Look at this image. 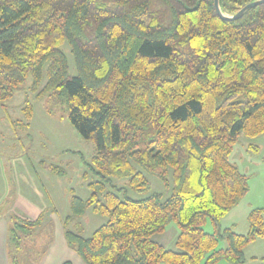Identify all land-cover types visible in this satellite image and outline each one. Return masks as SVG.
<instances>
[{"label":"trees","instance_id":"1","mask_svg":"<svg viewBox=\"0 0 264 264\" xmlns=\"http://www.w3.org/2000/svg\"><path fill=\"white\" fill-rule=\"evenodd\" d=\"M253 1L219 5L233 16ZM29 76L37 96H56L95 142L100 179L88 200L72 197L64 224L86 264H201L207 253L205 264L245 261L244 247L264 236V210L250 212L246 234L222 233L220 220L249 190L230 161L234 145L242 133H264V3L226 19L214 0H0V104ZM25 110L32 118V106ZM145 172L167 186L172 176L168 199L107 190L113 178L145 189ZM89 205L108 219L85 237L66 225ZM209 218L215 233L203 228ZM171 220L180 228L177 249L153 240ZM42 222L14 216L10 256L21 246L18 230L29 235ZM219 237L227 248H218Z\"/></svg>","mask_w":264,"mask_h":264},{"label":"rangeland","instance_id":"2","mask_svg":"<svg viewBox=\"0 0 264 264\" xmlns=\"http://www.w3.org/2000/svg\"><path fill=\"white\" fill-rule=\"evenodd\" d=\"M62 49L68 58L69 74L76 76L78 72L70 45L65 43ZM32 83L33 78L29 76L10 99L0 104V172L9 186L7 201H3L4 204L0 202V214L9 217V228L14 227L13 200L20 196L19 209L27 204L26 200H32L43 211V222L33 233L25 235L20 232L22 229L18 230L22 236L21 246L11 250V264L39 262L57 238L55 229L58 219L65 224L67 216L72 215V197L88 200L93 192L89 184L100 179L93 163L94 140L82 136L70 121L67 107L56 96L39 98L31 88ZM28 105L33 110L29 119L25 110ZM230 161L249 178V190L239 204L220 220V229L222 233L230 228L246 234L250 230V212L256 208L264 210V133L255 137L242 133L233 147ZM145 175L149 181L145 189L137 190L131 186L129 178H113L107 190L115 191L122 198L137 200L157 193L162 195L163 200L170 197L172 176L167 186L157 174L145 172ZM100 198L103 199V193H100ZM107 219L96 212L93 205H89L83 215L75 216L66 226L89 237ZM203 228L209 233L216 232L210 218ZM179 233L178 223L171 220L165 231L155 234L153 240L167 249H177ZM227 246V239L219 237L218 248ZM209 254L201 264L206 263ZM244 256L245 261L241 264H264V236L247 244ZM213 264L234 263L220 259Z\"/></svg>","mask_w":264,"mask_h":264},{"label":"crops","instance_id":"3","mask_svg":"<svg viewBox=\"0 0 264 264\" xmlns=\"http://www.w3.org/2000/svg\"><path fill=\"white\" fill-rule=\"evenodd\" d=\"M0 202L7 201L6 195L9 193V186L3 181V174L0 172ZM5 182V183H4ZM21 196L17 197L13 202L14 216H19L22 219H37L43 215L41 208L32 202L26 200L22 209L18 208ZM1 204V205H2ZM9 217L5 214H0V264H11V256L9 253ZM57 238L50 244L43 258L36 264H62L65 261H71L73 264H86L81 257L67 243L65 238L64 223L58 219V226L55 229Z\"/></svg>","mask_w":264,"mask_h":264},{"label":"water","instance_id":"4","mask_svg":"<svg viewBox=\"0 0 264 264\" xmlns=\"http://www.w3.org/2000/svg\"><path fill=\"white\" fill-rule=\"evenodd\" d=\"M214 3H215V8L217 9V12L219 13V15L222 17V18H226V19H237L239 17H241V15L247 11L248 9H251L253 7H256L258 5H261L264 3V0H256V1H253L249 4H247L246 6H244L241 10L238 11V13H236L235 15L233 16H226L225 14L222 13L221 9H220V5H219V0H214Z\"/></svg>","mask_w":264,"mask_h":264}]
</instances>
